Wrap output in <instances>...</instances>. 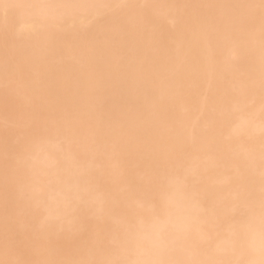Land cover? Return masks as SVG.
Returning <instances> with one entry per match:
<instances>
[{"label":"snow or ice","instance_id":"obj_1","mask_svg":"<svg viewBox=\"0 0 264 264\" xmlns=\"http://www.w3.org/2000/svg\"><path fill=\"white\" fill-rule=\"evenodd\" d=\"M87 10L91 36L62 44ZM0 108V264H264V0H0Z\"/></svg>","mask_w":264,"mask_h":264},{"label":"bare ground","instance_id":"obj_2","mask_svg":"<svg viewBox=\"0 0 264 264\" xmlns=\"http://www.w3.org/2000/svg\"><path fill=\"white\" fill-rule=\"evenodd\" d=\"M22 2L33 3H119L123 0H22ZM129 2H149V3H185V2H207V0H129ZM67 25L63 32L59 34V40L63 43H68L73 46L78 45L84 39L91 36L95 29L90 27L92 18L95 15L93 10L82 11L78 13H67ZM181 30L180 23L175 13L168 10H159L158 16L152 25V32L155 41L161 47L174 46L179 40ZM217 55L224 58L228 55L227 51L218 52ZM130 103V98L120 92H110L101 94L96 99V104L99 108L105 111H111L115 115L127 109ZM178 111H181L183 118L190 127L203 129L206 126V121L199 115V105L194 99L188 100L178 106ZM5 115L3 109L0 108V128L3 127ZM11 123V120L9 121ZM211 172V180L215 184H223L226 180V174L223 168L217 167L213 162H209ZM53 199L56 197L55 184L50 193Z\"/></svg>","mask_w":264,"mask_h":264}]
</instances>
